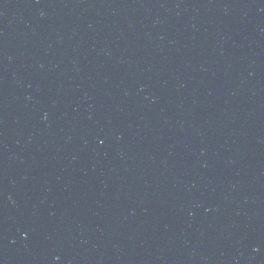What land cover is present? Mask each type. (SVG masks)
I'll return each mask as SVG.
<instances>
[{"label": "water", "instance_id": "95a60500", "mask_svg": "<svg viewBox=\"0 0 264 264\" xmlns=\"http://www.w3.org/2000/svg\"><path fill=\"white\" fill-rule=\"evenodd\" d=\"M68 264H264V0H128Z\"/></svg>", "mask_w": 264, "mask_h": 264}]
</instances>
